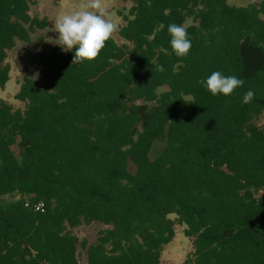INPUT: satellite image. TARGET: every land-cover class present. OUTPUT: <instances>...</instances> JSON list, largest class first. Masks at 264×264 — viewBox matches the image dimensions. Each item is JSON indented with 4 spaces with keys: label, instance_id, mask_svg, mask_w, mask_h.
Returning a JSON list of instances; mask_svg holds the SVG:
<instances>
[{
    "label": "trees",
    "instance_id": "trees-1",
    "mask_svg": "<svg viewBox=\"0 0 264 264\" xmlns=\"http://www.w3.org/2000/svg\"><path fill=\"white\" fill-rule=\"evenodd\" d=\"M227 1L131 0L122 42L95 60L38 54L43 87L19 83L22 110L0 100V264H161L176 226L190 246L181 264H264V0ZM29 11L0 0V89L16 41L48 26ZM215 71L243 87L212 95L201 81ZM92 223L104 227L95 243L79 240Z\"/></svg>",
    "mask_w": 264,
    "mask_h": 264
},
{
    "label": "rangeland",
    "instance_id": "rangeland-1",
    "mask_svg": "<svg viewBox=\"0 0 264 264\" xmlns=\"http://www.w3.org/2000/svg\"><path fill=\"white\" fill-rule=\"evenodd\" d=\"M102 2L107 12V18L117 24L118 30L123 18H129L131 0H102ZM227 2L229 5L238 7L257 5L255 0H228ZM86 3L87 0H30V15L47 18L48 26L34 32L28 42L16 41L15 47L8 52L6 63L10 68L9 79L4 88L0 89V100L9 103L14 109H24V103L14 98L18 92L19 83L24 78H30L38 88L43 87L38 54L49 52L53 47L60 46L57 44L59 43V34L55 29L57 19L62 15L80 10ZM117 30L111 38L117 43H121L122 41L117 36ZM255 123L257 125L264 123V114L256 119ZM162 148V143H154L150 151V158L153 159ZM103 228L99 223H92L88 226L82 225L74 233L79 240L85 239L89 244H93L99 231ZM189 250V240L183 235V227L176 226L172 241L164 246L161 252V264H181ZM79 264H86L83 254Z\"/></svg>",
    "mask_w": 264,
    "mask_h": 264
},
{
    "label": "clouds",
    "instance_id": "clouds-1",
    "mask_svg": "<svg viewBox=\"0 0 264 264\" xmlns=\"http://www.w3.org/2000/svg\"><path fill=\"white\" fill-rule=\"evenodd\" d=\"M58 32V41L62 50L75 49L74 62L93 61L105 46L117 24L107 18V12L102 0H87V3L78 11L60 16L55 23ZM172 51L178 57H186L192 47L185 27L177 24L168 26ZM166 54L167 50H165ZM163 72V66H159ZM212 95L223 94L230 96L234 90L243 87L244 80L236 76H225L219 71L213 72L206 81H201ZM145 86V85H144ZM251 90L245 92L243 103L248 104L254 98Z\"/></svg>",
    "mask_w": 264,
    "mask_h": 264
},
{
    "label": "built area",
    "instance_id": "built-area-1",
    "mask_svg": "<svg viewBox=\"0 0 264 264\" xmlns=\"http://www.w3.org/2000/svg\"><path fill=\"white\" fill-rule=\"evenodd\" d=\"M30 206L34 212H42L44 209V205L42 202L33 203Z\"/></svg>",
    "mask_w": 264,
    "mask_h": 264
}]
</instances>
